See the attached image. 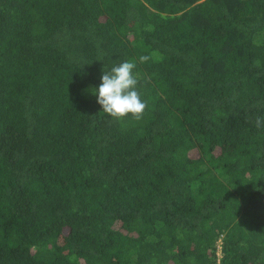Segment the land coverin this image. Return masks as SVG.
<instances>
[{
	"label": "trees",
	"instance_id": "16d2710c",
	"mask_svg": "<svg viewBox=\"0 0 264 264\" xmlns=\"http://www.w3.org/2000/svg\"><path fill=\"white\" fill-rule=\"evenodd\" d=\"M261 115L264 0H0V264H264Z\"/></svg>",
	"mask_w": 264,
	"mask_h": 264
},
{
	"label": "clouds",
	"instance_id": "9594fccd",
	"mask_svg": "<svg viewBox=\"0 0 264 264\" xmlns=\"http://www.w3.org/2000/svg\"><path fill=\"white\" fill-rule=\"evenodd\" d=\"M149 57L141 56L140 62L147 61ZM136 63L125 60L113 65L109 71L102 70L101 83L90 89L96 95L97 103L102 106V111L120 121L131 114L136 119H142L147 102L141 99L137 90L138 79L134 74ZM257 128L264 127V115L255 118Z\"/></svg>",
	"mask_w": 264,
	"mask_h": 264
}]
</instances>
